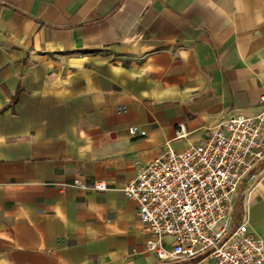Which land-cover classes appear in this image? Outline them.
I'll return each instance as SVG.
<instances>
[{"label": "crops", "instance_id": "1", "mask_svg": "<svg viewBox=\"0 0 264 264\" xmlns=\"http://www.w3.org/2000/svg\"><path fill=\"white\" fill-rule=\"evenodd\" d=\"M263 92L264 0H0V264H211L146 252L119 189ZM257 171L235 209L264 240Z\"/></svg>", "mask_w": 264, "mask_h": 264}, {"label": "built area", "instance_id": "2", "mask_svg": "<svg viewBox=\"0 0 264 264\" xmlns=\"http://www.w3.org/2000/svg\"><path fill=\"white\" fill-rule=\"evenodd\" d=\"M132 137L145 136L139 127ZM264 161V92L252 115L223 119L205 140L177 152L168 144L119 189L137 204L147 233L144 250L160 262L207 259L211 264H264V240L250 230L248 210L236 220L241 183L252 186ZM92 191H108L103 180ZM132 250V254H135Z\"/></svg>", "mask_w": 264, "mask_h": 264}, {"label": "rangeland", "instance_id": "3", "mask_svg": "<svg viewBox=\"0 0 264 264\" xmlns=\"http://www.w3.org/2000/svg\"><path fill=\"white\" fill-rule=\"evenodd\" d=\"M238 208H239V207H238ZM240 208H241V207H240ZM240 210H241V209H239V212H238V214H237L238 217H236V220L239 219V215H240V213H241Z\"/></svg>", "mask_w": 264, "mask_h": 264}]
</instances>
